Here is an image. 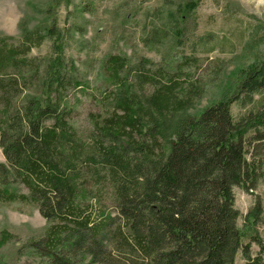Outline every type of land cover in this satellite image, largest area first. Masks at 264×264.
Here are the masks:
<instances>
[{"label":"trees","instance_id":"16d2710c","mask_svg":"<svg viewBox=\"0 0 264 264\" xmlns=\"http://www.w3.org/2000/svg\"><path fill=\"white\" fill-rule=\"evenodd\" d=\"M53 13L20 40L0 37V208L35 207L47 222L23 243L2 231L0 249L21 245L17 258L26 264H236L238 257L264 264V210L256 201L243 216L235 195L253 194L264 179V62L242 70L200 116L177 118L222 68L196 81L198 58L155 64L112 53L101 88L91 90L87 73L65 55ZM170 22L171 30L151 31L152 50L171 33L178 45L189 41L195 24L187 5L177 4ZM46 40H55L56 55H33ZM143 84L152 92L139 99ZM104 86L114 89L113 110L89 113L83 124L81 97L103 104ZM235 104L252 108L234 117Z\"/></svg>","mask_w":264,"mask_h":264},{"label":"rangeland","instance_id":"374dc122","mask_svg":"<svg viewBox=\"0 0 264 264\" xmlns=\"http://www.w3.org/2000/svg\"><path fill=\"white\" fill-rule=\"evenodd\" d=\"M177 4L187 5L191 22L195 24L189 41L184 46L178 45L171 33L161 38L157 50H152L147 45L154 36L151 31L160 27L171 30L170 16ZM49 9H54L58 26L64 31L65 42L61 44L65 55L87 73L91 90L101 88L99 83L105 76L102 62L112 53L145 57L155 64L163 56L198 58L199 62H193L191 70V79L198 81L208 80L210 73L222 68L221 77L205 97L177 118L200 116L223 97L242 70L264 62V0H0V37L20 40L47 23ZM79 25L85 31L78 32ZM55 44V40H46L40 48L33 49V55L55 54ZM130 80L134 81V75ZM152 87L151 84L137 86V97L150 95ZM113 90L102 88L103 104L97 97H81L77 119L84 124L89 113L108 116L113 110ZM250 108L235 104L232 114L239 117ZM4 162L0 149V163ZM235 195L236 206L243 216L256 201L264 210V179L253 194L236 189ZM46 227L47 222L35 207L3 205L0 208V233L12 230L22 243L29 236L42 234ZM259 232L264 238L263 225ZM20 246L8 244L0 249L5 264H26L25 259L17 258ZM253 250L256 255L257 247ZM244 263L241 257L237 258L236 264Z\"/></svg>","mask_w":264,"mask_h":264}]
</instances>
